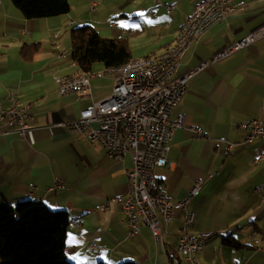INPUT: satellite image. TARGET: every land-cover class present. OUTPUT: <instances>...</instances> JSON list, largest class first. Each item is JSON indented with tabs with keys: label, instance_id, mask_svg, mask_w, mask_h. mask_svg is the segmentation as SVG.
I'll return each instance as SVG.
<instances>
[{
	"label": "crops",
	"instance_id": "0c3cea01",
	"mask_svg": "<svg viewBox=\"0 0 264 264\" xmlns=\"http://www.w3.org/2000/svg\"><path fill=\"white\" fill-rule=\"evenodd\" d=\"M198 1L69 0L67 13L28 19L11 0H0V105L9 108L12 96L19 106L29 107L24 137L0 119V202L14 205L31 199L65 210V254L74 264H168L169 257L189 264L176 248L179 210L162 227L163 245L145 225L129 235L119 204L109 202L101 210L104 200L126 196L131 153L110 158L99 143L90 144L84 133L61 124L109 95L112 77L91 79V97L82 99L60 95L54 77L78 70L70 57L72 27L89 24L102 37L125 38L132 58L160 53L173 43ZM244 1L188 46L177 74L196 69L264 23V0ZM102 67L93 65L91 70ZM187 84L171 112L183 118L166 155L173 164L156 167L153 174L174 200L201 182L188 204L196 213L190 232L206 237L196 254L199 264H264V143L259 138L244 142L247 132L239 126L258 119L264 127V37L201 67ZM195 127L204 135L196 134ZM224 236L236 245H228Z\"/></svg>",
	"mask_w": 264,
	"mask_h": 264
},
{
	"label": "built area",
	"instance_id": "2783aa9c",
	"mask_svg": "<svg viewBox=\"0 0 264 264\" xmlns=\"http://www.w3.org/2000/svg\"><path fill=\"white\" fill-rule=\"evenodd\" d=\"M244 4V0L198 1L192 11L198 5H206V13L199 20L202 22L201 32L192 34L191 44L230 15L231 5ZM93 8L95 9V3ZM171 9L170 5L166 7L167 12ZM180 27L182 29V25ZM262 37L264 23L214 53L196 69L182 75L176 71L185 51L170 54L167 59L156 64L155 68H146L134 77H115L109 95L80 110L78 117L61 123L69 129L84 133L90 144L99 143L110 158L121 159L126 153H131L132 165L126 170V196L123 200L117 197L104 200L100 205L101 210H106L109 202L119 204L129 235H135L140 225H145L150 229L154 241L163 245L162 227L171 222L175 211L179 210L182 224L177 251L188 263L199 264L196 254L202 251L206 237L190 232L189 216H196V213L188 208V204L198 194L201 182L196 181L186 197L174 200L159 187L153 170L173 164L166 155L171 135L175 129L182 127L183 118L180 114L172 117L171 112L187 91L188 79L201 67L219 61ZM91 75L105 76L107 73L56 76L54 80L57 92L60 95L72 94L81 99L91 97ZM10 99L9 108L0 105V119H4L10 129L24 137L29 130V107L19 106L15 97L11 96ZM239 126L247 132L244 142L259 138L264 143V127L258 119L247 120ZM194 132L199 136L204 135L200 127H195ZM230 147L231 144L228 143L226 148ZM59 185V182L56 183V186ZM90 249L95 250V247L91 246ZM168 264L177 263L169 257Z\"/></svg>",
	"mask_w": 264,
	"mask_h": 264
},
{
	"label": "trees",
	"instance_id": "16d2710c",
	"mask_svg": "<svg viewBox=\"0 0 264 264\" xmlns=\"http://www.w3.org/2000/svg\"><path fill=\"white\" fill-rule=\"evenodd\" d=\"M11 2L28 19L62 15L70 8L69 0ZM69 38L70 57L82 71L92 69L95 63L110 67L131 58L125 38L102 37L89 24L72 27ZM68 223L65 210L52 209L31 199L19 200L14 205L1 201L0 264H74L65 254ZM223 240L236 245L230 236H224Z\"/></svg>",
	"mask_w": 264,
	"mask_h": 264
},
{
	"label": "bare ground",
	"instance_id": "6f19581e",
	"mask_svg": "<svg viewBox=\"0 0 264 264\" xmlns=\"http://www.w3.org/2000/svg\"><path fill=\"white\" fill-rule=\"evenodd\" d=\"M239 6L242 5H231L230 14L235 12L236 8ZM205 13H206V5H198L194 11L186 14L184 17V24H182V29L181 27L178 29L173 43L167 46L160 53L137 56L133 58L131 57L123 64L104 67L100 71H94L91 69L82 71L78 69L76 70V72L73 73V75L86 76L89 74H97L102 72V73H107V75H110L112 77V80L114 81L115 77L123 78V75H125L126 77H134L137 73L144 71V69L146 68H155L156 64H159L160 61L167 59V57H169L170 54H173L174 52L185 51L188 48V46L192 42V34H199L201 32L202 22L199 20L200 18H203L205 16ZM102 76L104 75H91L90 80ZM195 218L196 216H189V226H191L194 223Z\"/></svg>",
	"mask_w": 264,
	"mask_h": 264
},
{
	"label": "rangeland",
	"instance_id": "374dc122",
	"mask_svg": "<svg viewBox=\"0 0 264 264\" xmlns=\"http://www.w3.org/2000/svg\"><path fill=\"white\" fill-rule=\"evenodd\" d=\"M161 52H162V51H161ZM94 65H95V68H96V67H101V66H102V64H100V63H95ZM101 69H103V67H102ZM101 69H100V70H101ZM94 70H95V69H94ZM95 71H96V70H95ZM93 83H94V82H93Z\"/></svg>",
	"mask_w": 264,
	"mask_h": 264
}]
</instances>
